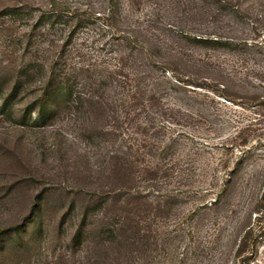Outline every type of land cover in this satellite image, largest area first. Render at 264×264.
I'll return each mask as SVG.
<instances>
[{
	"label": "rangeland",
	"instance_id": "374dc122",
	"mask_svg": "<svg viewBox=\"0 0 264 264\" xmlns=\"http://www.w3.org/2000/svg\"><path fill=\"white\" fill-rule=\"evenodd\" d=\"M0 264H264V0H0Z\"/></svg>",
	"mask_w": 264,
	"mask_h": 264
},
{
	"label": "trees",
	"instance_id": "16d2710c",
	"mask_svg": "<svg viewBox=\"0 0 264 264\" xmlns=\"http://www.w3.org/2000/svg\"><path fill=\"white\" fill-rule=\"evenodd\" d=\"M60 12L59 9L57 8V6H54V16H60ZM65 87H58V89L56 88L54 90V94H56L57 99L59 97H63V98H71L72 96V91L69 90H65ZM52 92L47 91L46 94L44 96H42L41 98L38 99V102H40L42 105H46L47 107L51 108V105L54 103V99L52 98L54 95ZM11 99V98H10ZM37 211V210H36ZM36 213V212H34Z\"/></svg>",
	"mask_w": 264,
	"mask_h": 264
}]
</instances>
